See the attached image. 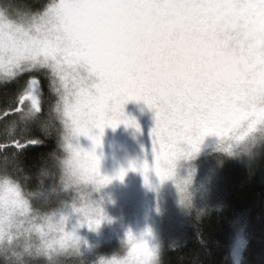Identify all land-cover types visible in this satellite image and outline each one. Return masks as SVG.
<instances>
[{
	"label": "clouds",
	"instance_id": "obj_1",
	"mask_svg": "<svg viewBox=\"0 0 264 264\" xmlns=\"http://www.w3.org/2000/svg\"><path fill=\"white\" fill-rule=\"evenodd\" d=\"M248 9L247 0L198 4L152 0L132 5L114 34L89 28L78 32L76 41L102 55L109 70V77L102 83L86 64L70 65L66 82L56 79L55 101L49 113L59 127L60 153L53 156L59 187L75 193L76 204L84 209L72 214L68 199L61 200L54 212L70 215L66 227L75 230L79 240L68 248L49 249L48 244L60 234L55 227H49L46 220L37 219L31 211L7 210L4 235L0 237L4 264H39L41 259L43 264H64L66 256L78 258L79 264H163V244L150 226L139 233L129 229L111 256L102 255L91 262L86 258L85 246L89 250L92 246L79 234L80 230L87 227L89 220L106 217L102 226L109 219L105 207L109 196L105 190L112 183H104V177L110 176L103 170L104 138L107 129L116 131L119 127L105 126L101 135V126L117 119H132L139 124V130L120 125L125 130H135L134 136L142 135L138 118L127 111L131 102H142L154 113L152 129L157 127L158 112L165 117L158 134L151 136L150 156L141 145L144 155L129 160L128 167L134 162L138 168L146 169L153 190L159 191L171 182L180 200L183 197L182 206L199 214L192 191L194 169L188 175L183 174V169L198 157L206 142L213 139V150L221 158L252 161L264 149V132L225 151L226 146L234 144L232 138L217 133L204 135L200 124L190 121L193 114H205L210 101L222 99L239 87L241 74L257 57H264V32L254 31ZM184 72L190 75H180ZM142 83L150 86L147 91L155 107L144 99L127 98L123 86ZM114 85H120L121 90ZM32 118L39 120L41 115L33 114ZM95 136L100 137L99 147L93 143ZM83 140L89 141V146ZM97 166L98 173L94 170ZM42 174L47 176V170ZM12 180L6 174L0 175V185ZM25 196L30 203L34 197L44 198L42 193L33 192H26ZM37 224L45 227L43 237L35 228ZM129 232L132 239L128 238ZM135 243L146 245L150 254L137 256L132 250Z\"/></svg>",
	"mask_w": 264,
	"mask_h": 264
},
{
	"label": "snow or ice",
	"instance_id": "obj_2",
	"mask_svg": "<svg viewBox=\"0 0 264 264\" xmlns=\"http://www.w3.org/2000/svg\"><path fill=\"white\" fill-rule=\"evenodd\" d=\"M142 2L150 3L152 0H44L42 4L35 3L24 9H13L11 5L0 7V82H2L0 88L17 86L15 101L17 108L14 111H19L20 106H24L25 120L32 119L33 114L42 115L43 81L40 76L48 79L50 90L55 91L56 79L66 82V69L70 65L86 64L103 83L109 77L108 65L104 58L96 51L81 46L76 41V36L84 28L103 34L116 33L121 28L122 21L130 14L131 6ZM167 2L198 4L210 0ZM247 3L248 11L253 18L254 31L264 32V0H247ZM65 41L70 43L65 44ZM180 75L187 77L190 73L184 72ZM22 80L24 84L21 87ZM240 81V86L222 99L210 101L205 114H193L190 117V121L200 124L204 135L217 133L232 138L234 144L226 146L225 151H230L233 147L238 148L250 138L254 139L264 132V57H257L249 69L241 74ZM114 87L121 90L120 85ZM149 87L148 84L142 83L124 85L123 89L127 91L128 99H144L150 106L155 107L147 91ZM155 119L157 127L152 129V137L158 134L166 118L158 112ZM122 123L139 130V124L135 120L117 119L108 125H102L101 135L105 126L116 129ZM92 140L97 147L100 146L99 136L92 137ZM42 146V142L37 139L28 140L27 143L14 140L11 145L21 152L28 147ZM8 147L0 145V151L6 152ZM94 170L98 173V166ZM129 171L143 174L145 185L151 187L147 170L138 168L134 162L128 168L121 167L115 175L105 176L104 183L110 184L115 180L123 182ZM63 191L70 201L72 214H80L84 209L76 204L75 195L71 190ZM26 192L24 183L16 180L6 181L0 185V237L4 235L5 212L20 210L31 211L37 219L46 220L49 227H55L59 231L57 239L48 244L49 249L68 248L79 240L75 230L66 227L70 215L54 211L42 213L34 200L29 202L25 196ZM179 202L183 205V197ZM105 218L102 216L100 219L89 220L87 228L98 231ZM35 228L41 237L45 235L43 224H37ZM128 238L132 239L131 232L128 233ZM7 242H10V238ZM132 250L137 256L150 254L148 247L141 243L133 244Z\"/></svg>",
	"mask_w": 264,
	"mask_h": 264
},
{
	"label": "trees",
	"instance_id": "obj_3",
	"mask_svg": "<svg viewBox=\"0 0 264 264\" xmlns=\"http://www.w3.org/2000/svg\"><path fill=\"white\" fill-rule=\"evenodd\" d=\"M43 2L0 0V6L24 9ZM24 80L20 81L21 87ZM17 91L15 85L0 88V145L9 146L6 152L0 151V175L23 182L27 192L36 193L45 182L48 194L59 186L57 176L49 179L53 171L57 174L53 156L60 153L59 127L51 119H35L33 126L21 124L26 108L20 106L19 111H14ZM13 129L16 132L10 133ZM32 139L40 140L43 146L28 147L23 152L11 147L14 140L27 143ZM242 159L235 164L228 161L229 173L222 179L224 183L207 199V207L199 208V214L177 229L182 238L168 246L162 256L163 264H264V152L256 161ZM45 170L47 176L42 174ZM57 207L53 205L45 213ZM87 256L90 262L94 261ZM0 264H4L2 258ZM64 264H79V259H68Z\"/></svg>",
	"mask_w": 264,
	"mask_h": 264
},
{
	"label": "rangeland",
	"instance_id": "obj_4",
	"mask_svg": "<svg viewBox=\"0 0 264 264\" xmlns=\"http://www.w3.org/2000/svg\"><path fill=\"white\" fill-rule=\"evenodd\" d=\"M40 78L43 81V95L41 97L43 114L41 119L50 120L49 113L55 101L54 91L50 90L48 79H45L42 75ZM126 108L130 114L138 118L142 135L135 133L134 136L135 130H125L124 125H120L116 131L111 128L106 130L103 149L106 159L103 170L110 176L115 175L121 167L128 168L127 162L129 160L143 156L141 145L147 150L149 156L151 154V129L155 126L154 113L142 102L140 104L131 102ZM34 122L36 120L32 118L24 122L21 121V124L33 126ZM18 124L19 120L16 127ZM13 130L10 133L16 132V129ZM83 143L86 147L90 144L87 140H83ZM212 145L213 139L210 138L198 157L186 164L183 169L184 175H188L194 169L192 191L197 210L207 207V199L210 195H214L219 186L224 183L222 179H226L227 173H229V168L226 167L228 161L235 164V162L239 163L241 160V158H229L227 156L221 158L220 154L213 150ZM263 152L264 149H261L259 154H263ZM258 156L255 158L256 160ZM244 159L247 158L242 160ZM255 159L254 161H256ZM49 176V179L52 180L53 176L56 177L57 174L53 171ZM55 189L54 192L51 189L46 194L45 182H42L40 188L37 189L36 193H42L44 198L34 197L33 200L42 213H45V210L53 205L59 206V202L67 196L59 186ZM105 191L109 196V201L105 207L111 222L109 220L105 221L98 231H89L85 227L79 233L87 238L92 246L90 250L85 246L84 251L85 255H90L94 261L95 256H111L115 253L120 248L121 242L129 229L139 233L147 226L154 230L156 236L162 242L164 253L168 246L175 244L182 238V233L177 229L182 224L186 226L188 219L197 214L196 210L189 212L180 204L177 189L171 182L156 191L145 185L143 176L138 172L129 171L123 182L115 180ZM65 200H68V197ZM75 258L66 256L64 262ZM39 264H43L42 259Z\"/></svg>",
	"mask_w": 264,
	"mask_h": 264
}]
</instances>
